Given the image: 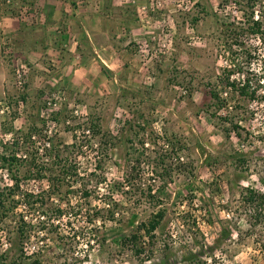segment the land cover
<instances>
[{
	"label": "rangeland",
	"instance_id": "rangeland-1",
	"mask_svg": "<svg viewBox=\"0 0 264 264\" xmlns=\"http://www.w3.org/2000/svg\"><path fill=\"white\" fill-rule=\"evenodd\" d=\"M115 1L103 10L122 25L106 43L97 33L104 28L97 26L88 36L94 46L84 47L82 26L69 31L65 19L54 28V36L66 35L61 45L63 39H52L49 30L32 39L39 42L37 61L1 40L0 155L17 161L11 169L0 164V186L11 184L10 172H17L29 190L53 192L55 205L69 200L74 206L80 193L60 184L61 173L49 164L55 147L76 161L80 174H93L94 186L96 180L125 183L134 163L124 190L140 205L129 206L124 193L109 199L100 185L81 201L77 217L59 219L62 233L79 228L83 236L71 246L54 234L22 246L16 217H9L0 228V256L5 264H264V222L257 218L264 207L243 197L246 189L264 195V100L249 103L218 80L223 68L234 65L232 78H248L264 96V0H124V9ZM14 4L11 9L32 30L45 23L39 8L35 13ZM69 9L62 17L80 12L88 19L98 11L73 4ZM250 20L261 24L257 37L243 31ZM235 37L238 45H232ZM107 46L110 52L102 54ZM211 87L228 109L214 113ZM227 112L223 125L218 118ZM89 125L107 135V150L99 139L92 140L98 148H91L89 134L80 131ZM75 133L82 149L63 151ZM167 138L179 143L172 153L162 148ZM51 180L58 183L51 187ZM103 199L118 208L104 212ZM159 209L165 213L154 237L143 239L135 256L123 239ZM88 210L97 212L92 223Z\"/></svg>",
	"mask_w": 264,
	"mask_h": 264
},
{
	"label": "trees",
	"instance_id": "trees-1",
	"mask_svg": "<svg viewBox=\"0 0 264 264\" xmlns=\"http://www.w3.org/2000/svg\"><path fill=\"white\" fill-rule=\"evenodd\" d=\"M246 25L247 27L243 31H245V33L248 35L247 37H257V35L261 34V24L260 22H258V20H250V22H246ZM233 31L235 30L229 29L228 36H230L231 33L233 36ZM239 39L235 37L233 40L235 44L232 45H238L237 40ZM261 39L264 42V38ZM230 46L231 45H228V47ZM234 69V65L233 67L226 66L225 68H223L221 75L218 77L220 85L226 87L230 91H233L240 98H244L249 103L260 104L261 101L264 100V96H258V90L256 89V87L250 86V80L248 78L238 81L232 78V76L235 74ZM258 81L260 82V80ZM261 82L262 87H264V80H261ZM208 95L212 101V104L214 105V113L223 109H228L227 102L226 100L220 97L219 92L217 91V87L209 88ZM226 115L227 116L223 118H218V120L222 122L223 125L224 123H228L229 112H227ZM79 129H81V127H79L78 130ZM233 129H238V126L234 124ZM80 131L82 133L89 134V138L91 139V148H98V145L93 143L92 141L95 139H99V144H102L103 147L109 145V139L107 138V135L101 132L99 126L89 125L88 128H86L85 126ZM227 133L229 134L230 132ZM24 137V141L29 142L31 141L32 134L30 132L26 133ZM236 137L239 139L241 137L238 132L236 133ZM72 140V144H70L69 146H63V151L66 149H71L75 154H78L79 151L82 149V145L80 144L81 142H77L76 133L73 134ZM161 144L162 148L165 149V152L168 153H172V151L175 150L176 145H179L178 142L168 138L164 139ZM103 147L99 149L101 150L103 149ZM104 149L107 150V147ZM49 150H51V152L49 153V157L51 158V162H49L50 166L52 167V169L57 168L63 177V180H61L59 183H67V185H71L70 187L74 188L75 192L80 194L76 195L77 202L74 206H70L69 200H67L68 202H63V207L61 206V204L58 205L56 203L55 205L54 201L51 200V195L54 194L53 192L47 193L42 191L41 189H37L36 191L29 190L27 188V184L16 175L17 172H10L11 174H13L9 178L11 184L3 187L0 186V228H3L4 221L7 220L9 217H16L15 230L18 233L22 246H25L27 243H30L32 237H40L41 240H46L48 239L47 236L51 234H54L57 237L58 241L63 242L65 240H68V245L70 246L72 245V242L76 243L79 238L83 237L79 228L71 229L69 227V231H71V233L64 234L62 233L63 230H61L59 227V219H61L67 214L70 215V217H77L79 212H81V210L83 209L81 201L86 200L91 196L92 193H95L100 185H104L107 187L108 193L105 196L109 199L113 195H118V193H124L125 198H127L128 200L129 206L132 207L135 205H140L139 203L137 204L135 202V198L130 196V192H126V190H124L125 186H129L130 183L128 177L131 178L133 175L130 176V174L132 172L135 173L136 171V166L134 163L129 168V176H126L125 183L114 182L112 184H108L106 180H96L94 186L91 181V178H94L93 174H80L79 168L78 166H76V161H69L67 154L62 156V151L57 150L55 147H52ZM16 161L17 158L15 155H0V164H2L3 167L6 166L11 169L15 165L14 163H16ZM99 169L100 167L95 165L94 171H99ZM132 180L134 181V179ZM52 181L53 180H51V182ZM57 183L58 182H52L51 187L55 186ZM245 192L246 194L243 195L244 198H246L250 202L259 200L261 204V209L264 207V195L249 189H246ZM72 193L74 192L72 191ZM149 193H151V191H149ZM153 198L154 197H151L152 201L149 202L150 205L155 204V202H153ZM137 201L139 202V200ZM103 204L104 208L105 206L107 207L104 212L109 214H112L114 210L118 208L116 202L110 204L109 201L105 199H103ZM18 209H20V211ZM71 210H73L74 212H70ZM69 212L72 214H69ZM95 213L97 212L92 213L91 210H88V212H86V214L88 215V219H90L89 223H92L91 220L94 217ZM164 213V210H157V212L153 213L148 220L140 223L136 227L135 231L127 239H123V243L127 242L129 245L135 248V256H139L143 251L141 241L143 239L149 240L154 237V232L160 225ZM257 218L260 221L259 223H262L261 220L264 222V216L261 212H259V216ZM94 219L92 221H94ZM227 237L228 235L224 236V238ZM23 250L21 252V255L19 256V261L24 258L25 254L23 253ZM36 253L37 252H32L31 255ZM4 258L5 257L0 256V259H2L3 261L0 264L6 263Z\"/></svg>",
	"mask_w": 264,
	"mask_h": 264
},
{
	"label": "crops",
	"instance_id": "crops-1",
	"mask_svg": "<svg viewBox=\"0 0 264 264\" xmlns=\"http://www.w3.org/2000/svg\"><path fill=\"white\" fill-rule=\"evenodd\" d=\"M17 1V2H15ZM14 3H18L16 5L19 6H31L34 8V11L36 13V9L39 8V13L45 18V25H39L35 26L34 30H32L31 27L28 26V24L25 23L24 19H21L17 14L16 10L11 9L15 5L12 1V4L7 3L8 0H0V45L1 40H4L7 38L15 48L18 54H20L22 57H26L27 55L31 58V60H36L39 57V53L37 50V46L39 45L38 41H34L33 38L35 36L44 37L45 32H51V37L63 40H58L57 42L61 43L64 41L66 35L62 34L59 36L57 34L54 36L55 33V26L56 22L65 21L67 23L71 24V27H68L69 31H77L79 26H82L84 31L81 33L80 38L86 42L80 43L83 44L84 47L90 48L94 45H92L91 40L89 37H94V33H92V29L97 26H101L104 29H100L97 33H99L100 37L105 38L108 42L111 32H115L118 28V25L121 26L122 24H119L117 22L112 21L113 18H109L105 15V10H103L106 7H111V3L114 2V0H89V4L85 5V0H79L80 3H78V0H15ZM82 1V3H81ZM119 0L115 1V7L116 5H121L119 7L124 9V6H122V2L124 0H120V3H118ZM81 7L82 10H84V7H97L98 11H96L94 14H92V17L86 18V15L83 13H71L68 16L62 17V14L66 12H71L69 8L71 6ZM103 7V8H102ZM10 8V9H9ZM74 11V10H72ZM80 15V16H79ZM126 15V11L122 10L119 12V17H122ZM62 17V18H61ZM55 18L57 21H55ZM124 20V17H122ZM104 23L106 25H104ZM76 25V27H75ZM104 26V27H103ZM75 27V28H73ZM100 27V28H101ZM77 29V30H76ZM110 29V31H108ZM49 30V31H47ZM45 31V32H44ZM89 36V37H88ZM32 41V42H29ZM56 41V40H55ZM65 43V42H64ZM58 47V43H57ZM102 54L106 52H110V50L107 48L101 49ZM37 61V60H36ZM35 61V62H36ZM4 63L2 64L0 62V72L4 70Z\"/></svg>",
	"mask_w": 264,
	"mask_h": 264
}]
</instances>
